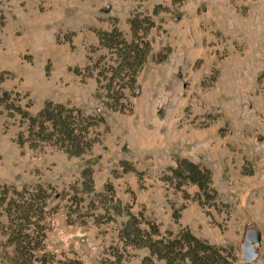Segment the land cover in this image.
Wrapping results in <instances>:
<instances>
[{
  "label": "rangeland",
  "instance_id": "1",
  "mask_svg": "<svg viewBox=\"0 0 264 264\" xmlns=\"http://www.w3.org/2000/svg\"><path fill=\"white\" fill-rule=\"evenodd\" d=\"M131 21L149 52L133 84L116 82L122 112L112 111L104 86L116 57L98 35L116 29L135 41ZM0 90L9 95L0 103V194L52 188L43 254L112 264L115 253L120 264H141L148 253L117 238L128 206L162 233L188 229L225 248L221 258L231 249V264H264V0H0ZM49 101L99 124L81 158L29 147L21 112L35 116ZM177 159L211 171L214 207L191 199L194 186L160 181ZM124 162L136 171L125 173ZM86 168L93 195L81 193ZM6 226L0 208V264L11 252ZM251 232L260 239L254 260L242 254Z\"/></svg>",
  "mask_w": 264,
  "mask_h": 264
},
{
  "label": "trees",
  "instance_id": "2",
  "mask_svg": "<svg viewBox=\"0 0 264 264\" xmlns=\"http://www.w3.org/2000/svg\"><path fill=\"white\" fill-rule=\"evenodd\" d=\"M130 30L136 42L126 41L116 29L98 35L100 46L116 57L114 66L110 68L109 75L105 78L107 84L104 86L107 91L105 106L112 111L122 112L115 107L118 102L112 96L116 87H119L118 90L123 88L116 82L123 81L125 76L126 81L133 84L137 68L145 61L149 52L147 49L149 44L143 42L145 35L141 34L139 37L136 34L137 27L134 21L130 22ZM99 76L104 78L102 72ZM8 97V92L0 90V103L6 101ZM18 111L21 110L18 109ZM21 120L26 124L28 138L26 140L29 141V147H37L35 141H38L56 147L68 157L76 158H81L91 150L94 142L91 141L89 129L99 125L93 124L94 118L84 116L80 110L69 109L50 101L46 102L35 116L25 111L21 112ZM99 122L104 124L103 118L100 117ZM22 137L23 134L20 135V145L26 141L22 140ZM123 164L126 166L123 169L125 173L135 172L127 162ZM92 176L93 172L90 168L82 171V195L94 194ZM161 181L175 190H180L187 185L196 187L197 192L194 198L187 194H184V197L193 199L201 208H212L217 202L218 195L213 188L211 171L187 159H177L174 167L167 168ZM108 187L111 195H114L112 187ZM52 191L50 187L44 188L38 185L31 191L28 187L20 190L13 188L12 196H9L7 192L0 194V208L7 220V226L3 228L2 235L5 234L3 236L7 239L5 248H11L10 255L6 258L8 264H83L77 257L56 261L54 256L43 254L47 231V226L43 224L44 215L48 206L47 202L54 196ZM83 201L81 198L77 204ZM119 207V203L115 208L112 207L116 216H121ZM124 208L127 220L118 231L117 238L125 247L147 251L149 256L144 257L141 264L152 263L153 258L164 264H231V260H234L231 249L226 250V258H221L220 253L225 248L209 245L192 235L188 229L177 234H172L170 231L161 233L158 225L146 221L142 215L139 217L132 215L128 206ZM172 216L177 223L179 214L173 212ZM113 256L116 260L112 264H120V257L115 253Z\"/></svg>",
  "mask_w": 264,
  "mask_h": 264
},
{
  "label": "water",
  "instance_id": "3",
  "mask_svg": "<svg viewBox=\"0 0 264 264\" xmlns=\"http://www.w3.org/2000/svg\"><path fill=\"white\" fill-rule=\"evenodd\" d=\"M259 235L257 233H248L247 234V241L249 243L248 246H245L243 249V256L248 260H254L256 258L255 249L253 246H258L259 241ZM253 245V246H252Z\"/></svg>",
  "mask_w": 264,
  "mask_h": 264
}]
</instances>
